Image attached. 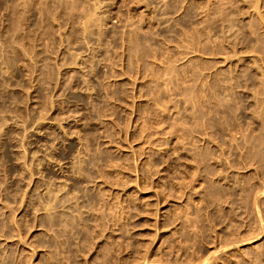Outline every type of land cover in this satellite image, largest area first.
<instances>
[{
    "label": "rangeland",
    "instance_id": "rangeland-1",
    "mask_svg": "<svg viewBox=\"0 0 264 264\" xmlns=\"http://www.w3.org/2000/svg\"><path fill=\"white\" fill-rule=\"evenodd\" d=\"M0 264H264V0H0Z\"/></svg>",
    "mask_w": 264,
    "mask_h": 264
},
{
    "label": "bare ground",
    "instance_id": "bare-ground-1",
    "mask_svg": "<svg viewBox=\"0 0 264 264\" xmlns=\"http://www.w3.org/2000/svg\"><path fill=\"white\" fill-rule=\"evenodd\" d=\"M256 2H257V1H256ZM255 4H256V3H255ZM255 4H254V5H255ZM257 4H258V2H257ZM252 5H253V4H252ZM252 5H251V6H252ZM260 5H261V4H260ZM185 7H186V6H185ZM197 7H198V6H197ZM257 10H260V9H258V7H257ZM258 15H259V14H258ZM87 21H88V20H87ZM253 30H254V29H253ZM194 40H195V39H194ZM199 41H201V40H199ZM194 42H195V41H194ZM207 42H208V41H207ZM191 43H192V42H191ZM193 45H194V44H193ZM195 45H196V44H195ZM189 46H190V45H189ZM198 46H199V45H198ZM194 47H195V46H194ZM220 52H221V51H220ZM199 53H200V52H199ZM194 54H195V53H194ZM181 55H182V54H181ZM137 57H138V56H137ZM243 58H244V57H243ZM255 64H256V63H255ZM199 66H200V65H199ZM196 67H197V66H196ZM199 72H200V71H199ZM247 92H248V91H247ZM203 97H204V96H203ZM260 113H261V112H260ZM210 143H211V142H210ZM216 144H217V143H216ZM222 147H223V146H222ZM175 148H176V147H175ZM178 154H179V153H178ZM223 155H224V154H223ZM223 155H222V156H223ZM218 156H219V155H218ZM220 162H221V161H220ZM229 165H230V164H229ZM230 166H231V165H230ZM197 169H198V168H197ZM216 174H217V173H216ZM191 179H192V178H191ZM193 179H194V178H193ZM204 181H205V180H204ZM179 188H180V187H179ZM178 190H180V189H178ZM181 190H182V189H181ZM180 198H181V197H180ZM255 206H256V204H255ZM177 211H178V210H177ZM259 212H260V211H259ZM22 241H23V240H22ZM20 242H21V241H20ZM25 243H26V242H25ZM25 243H24V244H25Z\"/></svg>",
    "mask_w": 264,
    "mask_h": 264
}]
</instances>
